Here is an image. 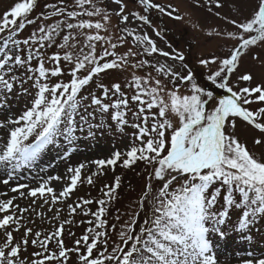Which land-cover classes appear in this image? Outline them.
I'll return each instance as SVG.
<instances>
[{"label":"snow or ice","instance_id":"6c2138e0","mask_svg":"<svg viewBox=\"0 0 264 264\" xmlns=\"http://www.w3.org/2000/svg\"><path fill=\"white\" fill-rule=\"evenodd\" d=\"M229 2L195 0L219 23L193 28L227 52L193 63L162 27L164 17L185 18L171 3L19 0L0 16V264H72L73 255L76 264H219L216 245L227 239L233 211L232 230L251 241L249 231L264 218V151L257 154L264 82L253 86L240 67L248 56L264 63L253 54L264 49V0L247 12L231 0L226 14ZM21 97L31 99L17 115L12 101ZM240 122L256 133L251 148L237 133ZM126 127L134 131L123 152L72 162L81 139ZM58 161L65 170L51 174ZM138 163L145 183L131 211L117 210L119 229L108 220L119 175L100 197L67 203L69 218L61 219L57 205L80 185ZM24 170L43 174L37 186L20 182ZM25 199L30 207L17 202ZM45 206L52 230L28 227L34 221L25 213L45 218L36 211ZM78 215L90 217L79 222L88 227L68 247L65 226ZM29 245L37 250L25 257ZM240 264H264V254L249 252Z\"/></svg>","mask_w":264,"mask_h":264},{"label":"rangeland","instance_id":"374dc122","mask_svg":"<svg viewBox=\"0 0 264 264\" xmlns=\"http://www.w3.org/2000/svg\"><path fill=\"white\" fill-rule=\"evenodd\" d=\"M16 2H19V0H0V16H2L3 13L6 10L10 9V7L13 6ZM45 2H49V0H39L40 5H43ZM157 2L163 5L171 3L178 6L180 14L185 17L182 21H175L171 20L168 17H164L162 27L169 30L167 40H169L175 47L183 49L185 51L189 63H193L201 56H208L213 52H215L216 55H225V53L227 52V48L218 51L216 49V43L214 41L208 42L204 32L193 28L192 25L198 22L202 25H205L206 31L208 23H219V21H216L214 18L209 17L204 9H197L195 7V0H157ZM253 3L254 0H236V4L241 8L242 11L245 12L250 10V7ZM40 10V8H37L36 12H39ZM232 10L233 4L230 0L224 11L227 14L232 12ZM35 14L36 13L34 12L33 15ZM153 16H155V13H153ZM33 28L34 26H29L23 33V36H27ZM161 46H164L163 43H161ZM122 50L123 49H121V51ZM253 54L264 56V49L258 48L254 51ZM201 71L203 72L206 70L201 69ZM243 72H250L253 75V86L255 84L264 82V63L254 61L250 56L245 57L241 63L240 73ZM30 99V97H21L18 100L12 101L13 113L18 115L21 111H23L27 101ZM172 119L174 124H176V119ZM133 131V129L126 127L124 129V133H127V135L119 132L114 133L105 131L103 134L97 132V135L94 139H81L80 152L78 155L84 156V158L81 159L74 155L72 157V162L76 163L78 161L84 160L85 158H107L115 150L123 152L126 148L131 146V133ZM237 133L242 140L246 139L248 141V145L250 148L253 147L252 137L256 135L255 132L246 130L243 123L240 122ZM260 151H264V149H257V154H259ZM58 164L60 165L57 167L56 171L63 173L66 167L65 163L63 161H58ZM92 167L94 168L95 166ZM143 167V163H138L132 169H123L119 166L116 167L115 172L110 169H106L105 171L107 172V175L97 178L95 186H89L86 183L80 185L78 187V190L72 195L70 200H68L64 205H57V207L63 208V211L61 212V219L69 218L66 206L67 203H72L81 196H84L86 198L100 197V188L103 186V184L112 182L114 180V177L116 175H119L122 177L121 187L118 190V197L115 201H113L108 213L109 227H111L112 224H116L117 229H119V222H117L115 219L117 210H119L121 214L131 211L133 204L141 194V189L145 183L144 174L142 172ZM24 172L37 173L38 170L32 172L24 170ZM55 172H51V174H54ZM137 173H140V175H137ZM27 179V181L22 180L20 182L31 183L32 186H37L38 177L37 179ZM125 182L126 184H128L127 186H123ZM17 202L24 207L31 206L30 199L20 200ZM91 207L94 211L96 205L94 204ZM36 211H43L45 213V218L37 217L35 213L31 211L29 213H25L26 216H30L34 221V223H29L27 226L32 227L35 230L51 231L52 225L49 223L48 218L52 217L53 213L48 211L47 206H45L43 209L37 207ZM236 215V211H233L229 217V220L231 222L224 226V230L228 234L227 239L219 241V243L216 245L217 252L218 248H224L226 250L229 249L226 255L218 253L219 263L221 262V264H240V261L242 259L247 258L249 252H253L257 257L264 254V218H261L255 225V227L249 231V234L252 237L251 241H245L240 238V235L238 233L232 230ZM89 218L78 215L72 218L76 223L65 226L64 240L68 247H72L74 239L79 238L84 233L85 228L88 227L87 224H81L79 222L81 220ZM124 218H126V216H122V219ZM141 219H143V214ZM69 230L75 233L74 237L68 235ZM17 238H19V234H17ZM36 250L37 249H34L29 245L27 252L23 253V255L27 257L30 253ZM72 264H76V258L74 255L72 257Z\"/></svg>","mask_w":264,"mask_h":264},{"label":"bare ground","instance_id":"6f19581e","mask_svg":"<svg viewBox=\"0 0 264 264\" xmlns=\"http://www.w3.org/2000/svg\"><path fill=\"white\" fill-rule=\"evenodd\" d=\"M75 156H77V157H79V158H81V159H83L84 158V156H79L78 154H76ZM60 164H58V166H59ZM57 166V167H58ZM57 170V168H54V169H52V170H50V173L51 172H55ZM24 175L27 177V178H33V177H38L39 175H43L42 173H25L24 172ZM26 181L28 180V179H25ZM228 251H229V249H224V248H218V253L219 254H227L228 253ZM219 264H221V262L219 263Z\"/></svg>","mask_w":264,"mask_h":264},{"label":"trees","instance_id":"16d2710c","mask_svg":"<svg viewBox=\"0 0 264 264\" xmlns=\"http://www.w3.org/2000/svg\"><path fill=\"white\" fill-rule=\"evenodd\" d=\"M125 185L127 186L128 184H126V182H125V184L123 186H125Z\"/></svg>","mask_w":264,"mask_h":264}]
</instances>
